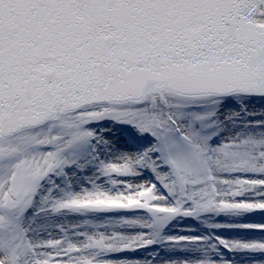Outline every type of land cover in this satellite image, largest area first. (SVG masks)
<instances>
[{
  "label": "snow or ice",
  "instance_id": "snow-or-ice-1",
  "mask_svg": "<svg viewBox=\"0 0 264 264\" xmlns=\"http://www.w3.org/2000/svg\"><path fill=\"white\" fill-rule=\"evenodd\" d=\"M0 264H264V0H0Z\"/></svg>",
  "mask_w": 264,
  "mask_h": 264
}]
</instances>
